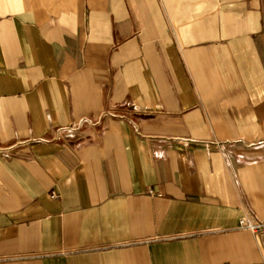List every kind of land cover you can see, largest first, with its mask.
Segmentation results:
<instances>
[{
  "label": "crops",
  "instance_id": "crops-1",
  "mask_svg": "<svg viewBox=\"0 0 264 264\" xmlns=\"http://www.w3.org/2000/svg\"><path fill=\"white\" fill-rule=\"evenodd\" d=\"M264 0H0V264H264Z\"/></svg>",
  "mask_w": 264,
  "mask_h": 264
},
{
  "label": "built area",
  "instance_id": "built-area-1",
  "mask_svg": "<svg viewBox=\"0 0 264 264\" xmlns=\"http://www.w3.org/2000/svg\"><path fill=\"white\" fill-rule=\"evenodd\" d=\"M241 225L254 233L264 232V221H257L249 217H245L242 219Z\"/></svg>",
  "mask_w": 264,
  "mask_h": 264
}]
</instances>
